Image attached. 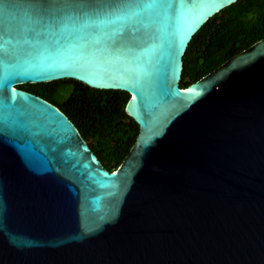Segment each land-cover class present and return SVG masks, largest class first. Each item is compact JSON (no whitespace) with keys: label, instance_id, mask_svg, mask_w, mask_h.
Instances as JSON below:
<instances>
[{"label":"water","instance_id":"obj_1","mask_svg":"<svg viewBox=\"0 0 264 264\" xmlns=\"http://www.w3.org/2000/svg\"><path fill=\"white\" fill-rule=\"evenodd\" d=\"M239 0H0V264H264V39L180 86ZM128 94L112 171L22 85Z\"/></svg>","mask_w":264,"mask_h":264},{"label":"trees","instance_id":"obj_2","mask_svg":"<svg viewBox=\"0 0 264 264\" xmlns=\"http://www.w3.org/2000/svg\"><path fill=\"white\" fill-rule=\"evenodd\" d=\"M264 39V0H239L222 9L197 31L182 56L180 86L186 87L212 73L233 56ZM68 93L85 103L79 115L93 135L104 141L102 164L112 171L123 161L138 134L136 123L124 111L128 94L122 91L94 90L73 80L42 84ZM85 123V124H84ZM100 142L96 140L95 144Z\"/></svg>","mask_w":264,"mask_h":264},{"label":"flooded vegetation","instance_id":"obj_3","mask_svg":"<svg viewBox=\"0 0 264 264\" xmlns=\"http://www.w3.org/2000/svg\"><path fill=\"white\" fill-rule=\"evenodd\" d=\"M17 89L41 98L50 105L54 106L61 113H63L73 123L79 136L85 142L91 152L96 156V158L100 162L102 161L101 157L103 151L105 150L104 141L108 140L109 137L105 135L95 136L93 135V130L91 128L83 125V120L81 119V115H79L78 109L80 108V106H85V103L78 100L72 94L56 92L45 93V91H54V89L51 86H44L42 84L22 85L18 86ZM96 140H98L100 143L95 144ZM129 151L130 149L126 153L125 157L128 155Z\"/></svg>","mask_w":264,"mask_h":264}]
</instances>
